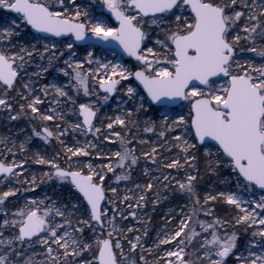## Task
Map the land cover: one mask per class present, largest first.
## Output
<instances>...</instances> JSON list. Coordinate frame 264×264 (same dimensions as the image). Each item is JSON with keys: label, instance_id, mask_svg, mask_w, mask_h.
I'll return each mask as SVG.
<instances>
[{"label": "snow or ice", "instance_id": "1", "mask_svg": "<svg viewBox=\"0 0 264 264\" xmlns=\"http://www.w3.org/2000/svg\"><path fill=\"white\" fill-rule=\"evenodd\" d=\"M0 126V264H264V0H0Z\"/></svg>", "mask_w": 264, "mask_h": 264}, {"label": "rangeland", "instance_id": "2", "mask_svg": "<svg viewBox=\"0 0 264 264\" xmlns=\"http://www.w3.org/2000/svg\"><path fill=\"white\" fill-rule=\"evenodd\" d=\"M82 54H83V53H81V55H82ZM49 75L51 76L52 73L50 72ZM44 82H47V81H42V83H44ZM65 82H66V81H65ZM109 104L111 105V107H113V108L115 107V103H114V101H110ZM102 111H108L109 114H111V110H110V108H109L108 106H105V108L102 109ZM19 124H23V123L20 122ZM25 124H27V122H26ZM25 124H23V126H20V127H23V128H26V129H27V128H28V125L26 126ZM5 130H6V129L2 128V131H5ZM16 131H18V130H16ZM142 135H143V134H142ZM151 135H152V134H147V136H146L145 138L151 137ZM41 144H42V142L39 141V140H34V141H33V145L36 146V147H39ZM111 147H112V146H111ZM145 166H147V167H155V166L150 165V164L146 165V164H145V161L142 160V165H141L142 176H144V175H143V169H144ZM144 177H145V176H144ZM146 180H147V177H145V180L141 181L140 183H145ZM136 182H139V181L136 180ZM130 185H131V187L133 186V184H130ZM61 193H62V190L59 189V188H57V187H56V182L53 181V182H51L50 184L42 185L41 188L37 190L36 195H38V196H43V195L47 194V195H49V196L58 197V196L61 195ZM29 195H31V194H29ZM170 196H171V195H169V198H170ZM147 207H148V206H147ZM147 207H146V208H147ZM146 208H145V209H146ZM145 209L139 211V212H138V216H139L141 219H145V220H146V219L149 217V215L147 214V212H145ZM168 209H169V208L165 209V213L168 211ZM225 210H226V206H218V207H217V212H218V214L223 215L224 212H225ZM123 224H124L125 227H127V226H132V227H135V228H141V230H143V226H142L141 224H138L135 220H133V219H131V218H129V220H127V221H124ZM148 227H149V229H150V233H152V235H151L150 237H148V242H149V244H150L151 240L153 239V236H154L155 231L152 230L151 224H150ZM243 240H244V237L242 236V237H241V242H243Z\"/></svg>", "mask_w": 264, "mask_h": 264}, {"label": "trees", "instance_id": "3", "mask_svg": "<svg viewBox=\"0 0 264 264\" xmlns=\"http://www.w3.org/2000/svg\"><path fill=\"white\" fill-rule=\"evenodd\" d=\"M21 123L25 124L26 121H21ZM23 124L17 125L13 130L14 131L19 130L20 126H23ZM25 125L27 126V124H25ZM2 128L3 127L0 126V133L4 132V131H2ZM111 146L113 149H115V147H116L115 145H111ZM138 151H139V149H138ZM142 160L143 159H141L139 165L133 170V173H132L133 181L137 180V181L141 182V181L145 180V177L142 176V172H141ZM109 175H111V174H109ZM125 183L126 182H121V185H120L121 188H123L125 186ZM127 184L129 187H131L130 184H132V182H127ZM149 197L151 200L152 194H149ZM181 199L182 198L179 197L178 195L172 194L168 200L163 201L155 210L152 209V205L149 202L148 207L145 209V212H147L149 217H151L152 230L156 231V229L158 227H160V225L162 224L161 217L165 214V209L170 208V207H174L176 204L181 202ZM151 235H152V233H149V237Z\"/></svg>", "mask_w": 264, "mask_h": 264}]
</instances>
